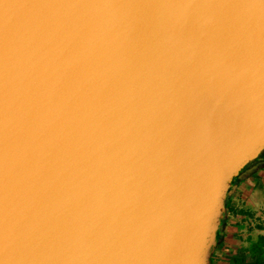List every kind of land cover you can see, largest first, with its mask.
I'll list each match as a JSON object with an SVG mask.
<instances>
[{
  "label": "water",
  "instance_id": "obj_1",
  "mask_svg": "<svg viewBox=\"0 0 264 264\" xmlns=\"http://www.w3.org/2000/svg\"><path fill=\"white\" fill-rule=\"evenodd\" d=\"M263 152L264 0H0V264H208Z\"/></svg>",
  "mask_w": 264,
  "mask_h": 264
},
{
  "label": "crops",
  "instance_id": "obj_2",
  "mask_svg": "<svg viewBox=\"0 0 264 264\" xmlns=\"http://www.w3.org/2000/svg\"><path fill=\"white\" fill-rule=\"evenodd\" d=\"M258 160L231 182L208 264H264V162L244 173Z\"/></svg>",
  "mask_w": 264,
  "mask_h": 264
}]
</instances>
